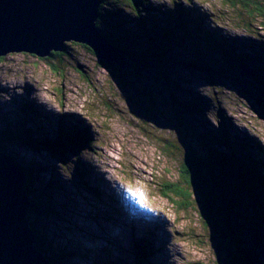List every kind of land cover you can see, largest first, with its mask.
Segmentation results:
<instances>
[{"label": "rangeland", "instance_id": "374dc122", "mask_svg": "<svg viewBox=\"0 0 264 264\" xmlns=\"http://www.w3.org/2000/svg\"><path fill=\"white\" fill-rule=\"evenodd\" d=\"M239 1H147L155 10L143 12L144 18L164 19L166 14L186 9L192 18H202L203 30L253 61L227 69L225 62H214L212 54H205L209 60L186 65L179 59L183 55L192 59L193 47L173 49L178 60L177 72L171 76L181 88L175 95L191 99L198 108L193 117L180 116L184 129H178L173 120L174 106H167L160 97L152 103L141 87L120 83L83 44L68 42L65 52L45 59L14 53L0 60V131L20 133L3 146L20 168L34 171L32 199L40 201V206L30 218L45 245L51 247L46 254L55 264H137L139 245L150 248L147 264H232L241 251L252 255L253 264H264V226L252 225L244 215L241 219L232 215L235 234L244 243L240 251L225 238L226 231L214 228V220L205 212V195L197 186L190 189L193 204L189 212L179 211L162 195L167 189H189L179 169L189 148L195 149L192 128L217 135L223 127L236 141L231 148L237 152L243 148L264 164V95L254 84V68L264 66L259 59L264 56V27ZM256 1L264 6V0ZM106 7L101 29L110 33L112 22L106 10L113 8ZM120 8L121 25L137 34L138 19L128 7ZM134 46V42L128 44ZM32 93L50 104V115L31 100ZM61 124L69 129L79 127L88 138L84 144L88 149L68 146L64 155L47 150L45 143L56 139ZM168 143L175 148L173 157L163 152ZM235 195L233 190L227 192L229 199ZM123 198L130 200V209L119 201ZM237 206L234 211L242 215ZM136 211V215L144 212L147 227L133 215ZM149 213H153L154 226L147 218ZM156 233L161 240H156ZM168 246L176 250L167 255L164 248Z\"/></svg>", "mask_w": 264, "mask_h": 264}, {"label": "trees", "instance_id": "16d2710c", "mask_svg": "<svg viewBox=\"0 0 264 264\" xmlns=\"http://www.w3.org/2000/svg\"><path fill=\"white\" fill-rule=\"evenodd\" d=\"M147 1L148 0H103L100 8L102 18L99 19L97 24L99 30L111 44L126 51L136 61L133 63L134 70L129 73L124 72L120 68L111 69L104 62L101 61V63L105 68L113 72L115 78L119 80L120 83L128 84L134 89H139L141 87L140 91L146 96L149 93V98L152 103L157 102L155 98H161L162 101L167 103V106H174L176 114H173V120L175 124L178 125L177 128L181 129L184 124L180 116L182 115L183 118H187V116L193 117L194 112L198 111V108H195V105L189 101L191 99L181 100L175 95V90H177V94L181 88L174 81V77L171 76L174 75L173 73L177 72V70L174 69L178 60V57L175 58L172 55L173 49L179 51V48L186 49L193 47L192 59H186L185 55H183L184 59H179L182 64L186 65H194L197 64V62L204 61V59L209 60V57L205 54H212V61L214 62H225L227 64V69L234 65L239 67V64H246V62L251 60L248 61L247 56L240 55L235 47L226 44V42L222 40L215 39V35L203 30L201 27V22L204 25L202 18H192L190 11L186 9L181 8L172 14H166L164 19L159 17L151 20L144 18L142 15L143 12L146 10H155ZM239 2L242 8L249 13L250 16H253L252 18H254L255 15L258 16L264 27V6L256 0H240ZM106 6L113 8L112 10H106V15H109V19L112 22L109 26L111 30L110 33H106L101 29V24L106 18V16L103 17V9H107ZM120 6L128 7L132 11L134 18L136 20L138 19L137 34L131 30L125 29V27L121 25L120 19L122 17L119 13V9H121ZM130 42H134V45L136 44L137 46L128 47ZM143 44H145V46H143ZM203 46L205 47V53H202ZM182 54H180V56ZM202 54L204 55L203 57ZM56 55L58 54L53 53L52 56ZM193 58L195 60H193ZM259 59L260 62L264 63V56H259ZM0 60H2V58ZM252 62L253 61H251V63ZM170 69H172L173 72L169 74L168 72H170ZM218 70V72H226V70ZM254 73L257 78L254 84L260 92L264 94V66L262 68L255 67ZM128 78H130V80H128ZM161 80L164 83H162ZM165 90H168V92ZM153 92L155 96L151 95ZM193 100L196 101V99ZM156 106L157 105H155V107ZM78 128L77 126H73V128L69 129L66 128L64 124H61L56 139L46 142L44 145L45 148L53 153V155H64L68 146L75 149H88L84 146L88 138H86V134L80 132ZM192 130L193 136L191 137H194L196 140L195 149L189 148L185 156L183 167L179 169L180 178L181 180L184 179L189 189H167L163 191L162 195L174 202L179 211L186 210L185 212H189L191 210L189 208H192L193 204V195L190 189L197 186L205 193V204L208 203L205 212L209 220H214V228L216 230L220 229L226 231L224 233L225 238L229 241L232 240L233 243L231 244L233 248L237 247L239 249L244 243L240 241V237L238 238V235H236L237 233L235 234L236 227L233 222L234 213L235 216L240 219L244 215L247 217L248 221L256 227L264 226V164L262 165L261 162L257 161L253 155H250L245 149L243 150V148L240 152L231 148L236 141L230 139L227 131L223 127L218 131L217 135L199 133L195 131L194 128H192ZM19 134V132L12 133L10 131H0L2 143L14 141L13 137ZM2 143L0 147H2ZM89 144L93 146L91 141ZM216 146L220 148L224 147L228 152L218 151ZM174 149V146L168 143L166 147L163 148V152L173 157L175 152ZM23 171L27 179L26 191L32 203L30 210L32 213L33 210L37 211V208L40 206L39 200V202H35L32 199V196L35 194L32 188L34 171L27 167H23ZM231 181L234 182V185ZM232 190L236 192L235 197H232L233 200L227 197V192L230 193ZM175 198L179 199V201L175 200ZM214 198L218 201L217 206L211 204V200ZM244 203L245 207L242 206ZM237 204L242 215H239L238 211H234ZM208 210H210V212ZM30 224L38 239L37 247L39 251L45 254L46 259H48L51 264H55L52 256L46 254V249L49 250L51 247L45 245V238L40 235L39 230L35 226L36 223H32L31 218ZM136 247L137 264H147L151 259L150 248L145 247V245ZM57 260H59V258L56 259V261ZM232 264H253L252 255L250 253L247 254L246 251H241V255L239 254V256H236Z\"/></svg>", "mask_w": 264, "mask_h": 264}, {"label": "water", "instance_id": "95a60500", "mask_svg": "<svg viewBox=\"0 0 264 264\" xmlns=\"http://www.w3.org/2000/svg\"><path fill=\"white\" fill-rule=\"evenodd\" d=\"M102 3L0 0V59L14 53L50 58L75 42L89 47L111 69L132 72L136 60L111 44L97 26ZM26 186L23 169L5 146L0 147V264H51L37 247ZM211 203L217 206L218 201L214 198Z\"/></svg>", "mask_w": 264, "mask_h": 264}, {"label": "bare ground", "instance_id": "6f19581e", "mask_svg": "<svg viewBox=\"0 0 264 264\" xmlns=\"http://www.w3.org/2000/svg\"><path fill=\"white\" fill-rule=\"evenodd\" d=\"M100 17H101V14H100ZM259 60V59H258ZM244 71V70H243ZM4 87L10 92L12 89L8 88L7 86V83H4ZM43 96V95H42ZM31 100L36 102L37 104H39V106L41 107V109H43L45 111V113H47V115H50L49 112H48V108L50 106V104L48 102H44L42 98H40V95H37V94H33L32 93V96H31ZM1 108H3V104H1L0 106ZM67 114H70V113H67ZM49 120H52L53 118L51 116L47 117ZM51 121H49L48 125H51ZM47 125V126H48ZM86 128L89 130L88 126H86ZM214 150V149H213ZM228 160V159H227ZM254 165V164H253ZM101 179L103 180V178L101 177ZM103 183L105 184H108V182L104 181L103 180ZM104 184V185H105ZM104 189L109 192V188L107 185L104 186ZM106 195V194H105ZM117 198L120 197V195H116ZM119 201H123V202H126L127 205H128V209H130V207L132 206L131 203H130V200L128 199H121ZM119 209V207L117 208ZM120 210V209H119ZM132 212V211H131ZM144 214V212H142ZM138 214V212L136 211L133 215H135L137 217V220L139 221V223L143 224L145 227H147L146 225V221H145V217L143 216V214H139V215H136ZM152 216H153V213H149L148 215V220H149V223H151L152 226L156 225V223H154L155 220L152 219ZM119 221L121 222V220L119 219ZM144 228V227H143ZM147 228H144V230H146ZM34 232V231H33ZM155 238L156 240H161V236L160 234L156 233L155 235ZM166 247V246H165ZM169 247V246H168ZM166 251H168L167 255L170 253V251H175L176 249H174L173 247H169L168 249L167 248H164ZM162 247L160 248V250H164ZM160 256V255H159ZM48 260V259H47Z\"/></svg>", "mask_w": 264, "mask_h": 264}]
</instances>
